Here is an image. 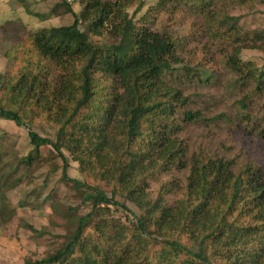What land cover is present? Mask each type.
<instances>
[{"label": "trees", "instance_id": "trees-1", "mask_svg": "<svg viewBox=\"0 0 264 264\" xmlns=\"http://www.w3.org/2000/svg\"><path fill=\"white\" fill-rule=\"evenodd\" d=\"M59 1L49 13L72 14L71 26L27 32L9 20L5 24L12 31L0 32V41L16 42L4 51L10 70L0 72V118L28 128L35 150L53 148L63 162L62 179L82 189L88 211L78 214L80 206L69 207L64 241L47 259L23 264H264V171L253 161L237 163L225 150L188 156L172 137L181 129L177 110L182 123L208 119L188 109L191 98L185 90L210 83L205 67L211 59L203 46L187 50L184 39L205 37L220 44L212 69L224 67L235 75L230 87L245 91L236 100L240 108H248L249 97L262 91L264 67L243 60L241 53H264V27L244 28L241 14H235L249 9L252 0H157L140 18L145 0H80L79 15L70 0ZM153 14L155 21L162 14L160 29L148 26ZM181 25V33L167 31ZM102 34L108 44L92 40ZM48 62L61 70L50 84L42 78L49 73ZM36 112L56 129L55 140L32 131L25 121ZM221 118L228 119L219 114L210 120ZM243 120L249 121V115L243 114ZM111 144L112 152L116 147L122 151L116 158L107 151ZM70 160L78 163L82 180L67 174ZM32 165L31 155L14 160L0 153V225L16 213L7 194L21 183V168ZM171 167L188 170L184 181L163 180L151 199L147 180ZM91 168L111 187L110 195L88 181ZM169 194L173 200L168 203ZM118 209H123L118 221L108 219Z\"/></svg>", "mask_w": 264, "mask_h": 264}, {"label": "rangeland", "instance_id": "rangeland-1", "mask_svg": "<svg viewBox=\"0 0 264 264\" xmlns=\"http://www.w3.org/2000/svg\"><path fill=\"white\" fill-rule=\"evenodd\" d=\"M70 1L74 13L81 14L83 4L80 0ZM58 2L60 1L0 0V32L2 29L12 31V25L5 24L9 20L17 21V26L19 24L25 26L27 32L71 26L75 21V16L72 14H62L56 17L49 13V9L51 10ZM145 2V6L137 18L143 16L151 6L156 4L157 0H145ZM250 5L249 9L243 8L235 11L236 15L241 14L240 24L244 28H263L264 0H252ZM133 9L135 6L131 7V11ZM179 9L185 10L184 6ZM248 11L249 14L245 16L244 13ZM33 14H42L41 16L44 17L41 19ZM161 15L157 21L153 19L157 15H151L152 18L148 25L150 29H160ZM189 15L198 22L202 17L195 13ZM187 25L189 26V23ZM184 26L174 28L169 26L170 29L167 31L173 30L178 34L181 33ZM80 29L87 33V24L81 21ZM17 33L20 38L26 34L22 28L18 29ZM91 37L97 44H108L105 34ZM183 41L189 44L187 50L191 47L203 46L204 53L211 59V63L205 67L211 78L210 83L193 84L185 90V95L191 98L188 109L199 110L204 118L208 119L182 123L179 121L180 110H177L176 118L181 129L174 132L172 137L187 149L188 156L198 150H202L207 155L225 150L226 156L236 158L237 163L245 164L253 161L264 171V136H261V131L264 128V87L261 92L249 97L248 108H240L236 100L244 95L245 91L239 87H230L229 83L235 75L224 67L216 66L215 69H212L221 55L220 44L207 41L205 37L190 43L187 42V38ZM15 43V40L12 42L0 41V72L10 70L9 61L4 56V51ZM241 58L264 67V53L255 49L243 50ZM45 66V70L49 73L44 74L42 78L47 84L55 82L61 70L54 62H48ZM2 99H4L3 94L0 92V104ZM219 114H226L228 119L210 120L211 117H216ZM243 114L249 115L250 120L244 121ZM33 117L31 119V116L28 115L25 118V121L31 122L32 131L42 137L55 140L56 129L51 127L43 115L36 112ZM28 133V128L20 127L13 121L0 118V153H6L9 158L14 160L31 155L33 161L31 168H21V183L7 194L8 204L16 209V213L7 223L0 225V264H23L25 260L34 262L47 259L51 251L64 241L62 235L67 231L66 228L70 229L65 217V214L70 213L68 208L80 206L78 214L88 211L87 205L83 203L88 202L89 199L81 196L82 189H77L71 181L62 179L63 162L57 157L53 148L50 145H42L38 150H35ZM114 147L111 144L107 151L112 152ZM121 152V149L119 151L116 147L115 152H112L113 158L119 156ZM69 162L70 167L67 170L69 177L82 180L83 176L77 170L78 163L73 160ZM107 166H112V162L110 161ZM187 174L188 170L177 171L176 167H171L170 172H161L158 179H148L145 190L153 199L157 197L160 183L163 180L176 178L182 182ZM87 175L90 183L100 185L110 195L111 187L107 186L106 181H101L100 172L97 169L91 168ZM166 197L168 203L173 200L172 194ZM117 199L123 201L119 196ZM128 205L131 209L136 210L132 204L128 203ZM113 208L114 206L111 207L112 211ZM114 214L108 219L118 221L123 215V209H118ZM29 226L36 230H44L45 233L39 235Z\"/></svg>", "mask_w": 264, "mask_h": 264}]
</instances>
